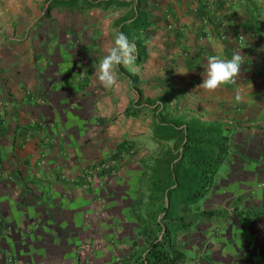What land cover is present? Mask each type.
<instances>
[{"label":"crops","instance_id":"obj_1","mask_svg":"<svg viewBox=\"0 0 264 264\" xmlns=\"http://www.w3.org/2000/svg\"><path fill=\"white\" fill-rule=\"evenodd\" d=\"M49 1L0 0V264H142L165 202L150 168L173 145L155 137L164 100L231 135L211 189L191 207L195 223L175 237L181 264H264V27L247 0H143L147 57L119 66L113 89L97 68L136 4ZM236 52L234 84L198 87L209 56ZM123 145L136 153L116 174L81 179Z\"/></svg>","mask_w":264,"mask_h":264},{"label":"trees","instance_id":"obj_2","mask_svg":"<svg viewBox=\"0 0 264 264\" xmlns=\"http://www.w3.org/2000/svg\"><path fill=\"white\" fill-rule=\"evenodd\" d=\"M89 6L127 5L135 3L132 21L122 26L124 34L136 39L139 60L147 57V46L144 44V32L150 26L149 13L142 8L143 0H50L48 8L54 6H74L78 2ZM227 0H216L218 7L226 5ZM251 22L264 27L262 8L256 0H247ZM259 30V29H257ZM257 32V31H256ZM139 78H133V86L137 88ZM142 95V93L140 92ZM142 97V96H141ZM149 103V102H148ZM151 103V101H150ZM156 101H152L155 104ZM158 117L155 124V137L158 141H172L165 156L152 166V193L161 194V217L156 221L160 236H156L144 256L142 264H181L186 255L174 248V240L180 230L190 228L196 221L189 215L193 204L202 199L211 189L216 174L226 160L230 150V133L220 123H207L197 117L187 119L178 115L179 107L170 108L166 101L154 107ZM129 115L136 114L128 111ZM122 146L118 151L127 149ZM114 154L117 158L119 152ZM159 192V193H158ZM155 195V194H154ZM215 210H205L201 215L212 216Z\"/></svg>","mask_w":264,"mask_h":264},{"label":"clouds","instance_id":"obj_3","mask_svg":"<svg viewBox=\"0 0 264 264\" xmlns=\"http://www.w3.org/2000/svg\"><path fill=\"white\" fill-rule=\"evenodd\" d=\"M138 58V50L135 42L119 30L115 32L112 45L107 49L106 55L100 60L96 78L105 89H113L118 86L115 71L119 66L132 70ZM244 63L243 55L236 52L231 59H224L219 55H212L207 58L203 68V80L199 88L208 92H215L223 85L234 84L241 74V66ZM242 99L239 92L235 100Z\"/></svg>","mask_w":264,"mask_h":264},{"label":"built area","instance_id":"obj_4","mask_svg":"<svg viewBox=\"0 0 264 264\" xmlns=\"http://www.w3.org/2000/svg\"><path fill=\"white\" fill-rule=\"evenodd\" d=\"M4 122L0 119V134L3 130ZM117 158H111L109 160L98 162L89 167H86L81 171L80 177L86 183L89 184L95 176L98 175H106V174H116L119 170V167L123 165L130 157L134 156L136 153V149L134 147H128L122 151H118ZM117 153V151H116ZM63 178L66 177V173H61ZM259 186L264 187V181L259 184Z\"/></svg>","mask_w":264,"mask_h":264},{"label":"rangeland","instance_id":"obj_5","mask_svg":"<svg viewBox=\"0 0 264 264\" xmlns=\"http://www.w3.org/2000/svg\"><path fill=\"white\" fill-rule=\"evenodd\" d=\"M129 159H131V157H130ZM129 159H128V160H129ZM128 160H127V161H128ZM158 193H159V192H158ZM154 194L156 195V192H154Z\"/></svg>","mask_w":264,"mask_h":264}]
</instances>
